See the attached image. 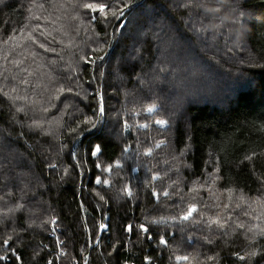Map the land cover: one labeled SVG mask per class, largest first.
I'll list each match as a JSON object with an SVG mask.
<instances>
[{"label":"trees","instance_id":"obj_1","mask_svg":"<svg viewBox=\"0 0 264 264\" xmlns=\"http://www.w3.org/2000/svg\"><path fill=\"white\" fill-rule=\"evenodd\" d=\"M128 4L124 17L97 16L92 22L89 32L99 41L84 45L89 60L56 75L67 86L50 101L16 104L15 95L25 99V88L21 77L10 74L20 65L10 70L14 60L0 55V79L15 89L0 91V256L6 257L0 264H264V235L255 237L251 227L237 222L241 206L219 217L196 213L185 220L190 196H163L160 190L169 184L163 161L174 151L184 154L186 183L206 177L214 162L225 194L261 192L264 0ZM29 6L28 0H0L2 38L27 25ZM215 8L233 12L235 26L244 23L240 37L248 56L236 54L223 35L210 30L207 20H221L220 11H209ZM75 36L59 49H80L84 41ZM43 79L36 75L39 84ZM184 84L197 96L184 98ZM166 101L173 103L168 113L175 109L179 116L162 129L145 110L160 104L156 116ZM143 123L147 126H139ZM159 142L165 144L157 147ZM153 175L160 178L154 181ZM97 177L110 184L96 183ZM52 217L63 254L51 236ZM101 224L107 228L101 230ZM9 236L11 247L3 244ZM253 251L255 257L248 255Z\"/></svg>","mask_w":264,"mask_h":264},{"label":"rangeland","instance_id":"obj_2","mask_svg":"<svg viewBox=\"0 0 264 264\" xmlns=\"http://www.w3.org/2000/svg\"><path fill=\"white\" fill-rule=\"evenodd\" d=\"M28 1L30 6L27 15V25L11 35V38L4 39L0 35V55H4L9 61L10 59L14 60L10 66V70L13 69L12 66H15L17 62H19L20 65L19 71L17 73L12 72L10 78H15L17 76L21 77L25 88V99H22L20 96L21 94L19 93L17 96L15 95L17 100L14 102L19 105L24 103L27 107L35 106L41 101V99L50 101L54 97V93L57 89L64 91L65 86L67 85L65 83L58 84V82H56V75L63 71L77 69L82 63L87 62L89 58L86 51H88L89 48L83 49L84 45H87L88 42L92 44V42L98 43L99 41L98 35L89 32V28L94 21L91 19V16L94 14L87 12L80 6L84 0ZM128 1L129 0H127V2ZM219 11L221 13V20L217 17H211L210 20H207L208 27L220 37L223 35V39L232 47L236 54L248 56L250 53L243 38L240 37V31L243 28L244 23L235 26L231 23L236 19L234 18L233 12L220 9ZM111 18L112 17L109 14L108 19ZM218 22L224 23L223 26L221 27L218 25ZM56 24H59L61 27L59 30H54V28L57 27ZM37 25H39V27H37ZM75 27H77V30L74 31ZM222 29H224V31H222ZM76 34L84 41V44L79 47L80 49H76L75 51L73 49L70 51H66L63 48L59 49V46L61 45L60 43H64L65 41L71 43L72 39L76 40ZM235 38L238 40L236 41ZM41 44H43L44 47H40ZM170 44H174V41L172 40ZM36 75L45 78L43 79V85L39 84L38 80H36ZM187 88L191 93L184 92ZM12 89H14V86H12L11 83L7 85L5 79H3V81L0 79V91L3 94H11ZM32 90L34 91L33 94H31ZM84 90H88V87H84ZM181 92L184 93V98L186 99H188V97L191 98L197 96L196 90L187 84L183 85ZM176 96L178 95L175 93L174 97ZM138 99L140 100L142 98L138 97ZM100 100L103 103L102 95ZM168 105H173V103L171 101L164 102L163 111L159 112L156 116L153 114L157 110L159 111L160 104L148 106L145 110L147 114L154 117L153 123L162 129H166L170 125L169 122L179 116V111H176L175 109H171L168 113ZM149 107L153 108L152 112L147 111ZM53 115L52 119L54 120L57 118V115ZM102 115L104 116L103 111ZM38 118H41V116L38 115ZM157 120H164L166 123L160 125L156 123ZM39 121L42 122L41 120ZM142 125L147 124L143 123L139 126L143 127ZM157 144L160 146L165 144V142H159ZM129 150L130 147H127L126 151ZM145 153L146 151L144 154ZM98 154L99 152L94 156H98ZM125 159L126 157L122 160ZM117 164H119V162L115 165L117 166ZM122 165L121 162L119 166ZM187 167L188 165L184 161L183 153L171 151L167 155L163 161L162 169L163 173L169 180V184L160 188L161 192H163V196L170 193L177 198L179 192L184 197L190 196L186 208L189 209L190 206H194L195 211L188 218L193 217L196 213L200 215H208L210 212L214 213V216L219 217L223 212L228 213L230 207H234L235 205L241 206L242 208L239 210L242 212V215L236 218L237 222L244 223L248 227H251L254 230L252 235L255 237L264 235V231H262L264 230V181L261 192L254 197H247L241 193L225 194L219 187V179L216 176L217 170L214 168L217 167V165L214 162L210 163L209 167H212V169L207 172L206 177L198 178L189 183H186L182 179L183 171ZM133 171H139L137 165L134 166ZM106 172L108 174L110 173L109 171ZM155 177L156 178L153 179L154 181L160 178H157L156 175ZM99 184L103 183L101 182ZM109 184L110 182L104 185L108 186ZM155 195L158 197L157 191L155 192ZM184 200L186 201V199ZM202 206H205V208L202 209ZM52 221L56 222V219L54 217L51 218L49 224V227L51 228Z\"/></svg>","mask_w":264,"mask_h":264},{"label":"snow or ice","instance_id":"obj_3","mask_svg":"<svg viewBox=\"0 0 264 264\" xmlns=\"http://www.w3.org/2000/svg\"><path fill=\"white\" fill-rule=\"evenodd\" d=\"M83 9H85L87 12L92 13L94 15L91 16V19L95 20L97 18V16L102 17L104 20H107L109 17V14L111 15L112 18L114 19H120L122 17H124L125 15V9L129 7V4L127 2V0H84V2L80 5ZM202 6V5H201ZM209 11L211 12H218L219 8H215V9H209ZM39 19V18H37ZM37 27H39V25H37ZM11 38V37H10ZM31 38V37H30ZM40 47H44L43 44L40 45ZM100 59H103V57H100ZM13 91H15V89H13ZM22 109H17V111H21ZM101 111H103V108L101 107L100 109ZM148 112H152L153 108L149 107L147 109ZM85 123H87V120L85 121ZM157 124L163 125L166 123V121L164 120H157L156 121ZM143 127H146L147 125H142ZM72 131L74 132L75 129H72ZM157 147H159V144H157ZM100 151L99 146H97L95 148V150L93 151V155H95L97 152ZM151 153V149H148L146 151V155ZM245 159L250 160L251 157L246 156ZM117 166H119V164H117ZM52 167H54V165H52ZM97 167H101L100 165H97ZM104 171H111V166H109L108 168H105ZM156 177L154 176L153 179H155ZM104 183V184H108L109 181L108 180H103L101 181L100 177H97L96 179V183ZM101 199H103V197H101ZM18 207H22V205H18ZM195 211V207L194 206H190L187 213L182 217V219L187 220L189 216H191V214ZM54 223V221H53ZM107 228V225L101 224L100 225V229L104 230ZM140 228L144 231H147V229L144 227V225H140ZM127 230L131 231L132 230V225H128L127 226ZM264 231V230H262ZM9 240H11V237L9 236L8 238L3 240V244L5 246L11 247V245L9 244ZM160 243L162 244H166L167 241H165L163 238H161ZM248 255L255 257L257 255V253L255 251L250 252ZM238 259L240 261H244L246 259V257L244 255H239L237 254ZM6 257L5 256H0V260H5ZM17 260L20 259L19 256L16 257ZM147 259V258H146ZM189 259L188 256H177L176 260L177 261H187ZM209 260L212 259V257H208ZM49 264H51V261H49Z\"/></svg>","mask_w":264,"mask_h":264},{"label":"built area","instance_id":"obj_4","mask_svg":"<svg viewBox=\"0 0 264 264\" xmlns=\"http://www.w3.org/2000/svg\"><path fill=\"white\" fill-rule=\"evenodd\" d=\"M51 236L52 237H54V239H56L57 240V242H58V254H63V252H64V250H63V248L61 247V241L59 240V236H58V232H57V228L55 227V224L54 223H52V228H51ZM13 254H16L17 255V253L16 252H13Z\"/></svg>","mask_w":264,"mask_h":264}]
</instances>
